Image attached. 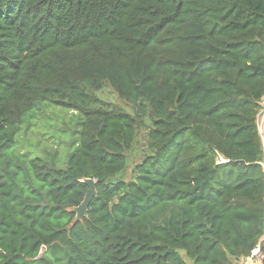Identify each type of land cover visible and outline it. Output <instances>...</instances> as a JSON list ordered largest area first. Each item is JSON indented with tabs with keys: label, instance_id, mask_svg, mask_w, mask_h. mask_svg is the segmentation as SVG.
I'll use <instances>...</instances> for the list:
<instances>
[{
	"label": "trees",
	"instance_id": "16d2710c",
	"mask_svg": "<svg viewBox=\"0 0 264 264\" xmlns=\"http://www.w3.org/2000/svg\"><path fill=\"white\" fill-rule=\"evenodd\" d=\"M263 99L264 0H0V264L247 259ZM49 108L73 115L64 169L12 152Z\"/></svg>",
	"mask_w": 264,
	"mask_h": 264
},
{
	"label": "rangeland",
	"instance_id": "374dc122",
	"mask_svg": "<svg viewBox=\"0 0 264 264\" xmlns=\"http://www.w3.org/2000/svg\"><path fill=\"white\" fill-rule=\"evenodd\" d=\"M103 95L114 103L126 109H131L130 106L121 102L111 90L106 89ZM47 113L53 115V117L40 121V119L46 117ZM71 116L73 115L68 112L58 111L53 108H49L41 114L39 113L33 121L36 126L28 130L27 133L17 136V144L12 152L26 154L31 158H45L49 161H54L58 168H66L69 156L76 149L74 145L75 138L72 136L74 132L63 131L65 121L68 122ZM145 136L146 132H143L137 146L130 155L131 165L126 174L128 179H131L136 166L142 161Z\"/></svg>",
	"mask_w": 264,
	"mask_h": 264
},
{
	"label": "built area",
	"instance_id": "2783aa9c",
	"mask_svg": "<svg viewBox=\"0 0 264 264\" xmlns=\"http://www.w3.org/2000/svg\"><path fill=\"white\" fill-rule=\"evenodd\" d=\"M257 125L263 143L264 151V99L262 101L261 111L257 118ZM261 164L264 168V159ZM245 260H247V263L250 264H264V239L252 249L250 256Z\"/></svg>",
	"mask_w": 264,
	"mask_h": 264
},
{
	"label": "water",
	"instance_id": "95a60500",
	"mask_svg": "<svg viewBox=\"0 0 264 264\" xmlns=\"http://www.w3.org/2000/svg\"><path fill=\"white\" fill-rule=\"evenodd\" d=\"M83 183L88 186V191L82 204L74 209L76 222H81L88 216L90 204L96 196V182L93 179H86Z\"/></svg>",
	"mask_w": 264,
	"mask_h": 264
},
{
	"label": "crops",
	"instance_id": "0c3cea01",
	"mask_svg": "<svg viewBox=\"0 0 264 264\" xmlns=\"http://www.w3.org/2000/svg\"><path fill=\"white\" fill-rule=\"evenodd\" d=\"M238 264H250V263H247V260L242 259L238 262Z\"/></svg>",
	"mask_w": 264,
	"mask_h": 264
}]
</instances>
